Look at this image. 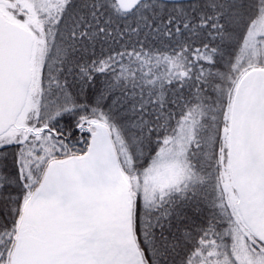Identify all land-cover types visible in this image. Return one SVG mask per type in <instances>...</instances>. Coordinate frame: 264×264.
<instances>
[{
	"label": "snow or ice",
	"instance_id": "obj_1",
	"mask_svg": "<svg viewBox=\"0 0 264 264\" xmlns=\"http://www.w3.org/2000/svg\"><path fill=\"white\" fill-rule=\"evenodd\" d=\"M0 264H264V0H0Z\"/></svg>",
	"mask_w": 264,
	"mask_h": 264
}]
</instances>
